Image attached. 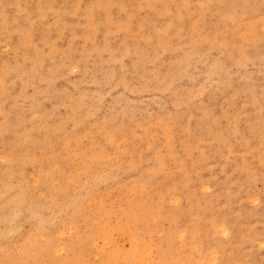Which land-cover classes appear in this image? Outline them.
I'll use <instances>...</instances> for the list:
<instances>
[{
    "label": "rangeland",
    "instance_id": "1",
    "mask_svg": "<svg viewBox=\"0 0 264 264\" xmlns=\"http://www.w3.org/2000/svg\"><path fill=\"white\" fill-rule=\"evenodd\" d=\"M0 264H264V0H0Z\"/></svg>",
    "mask_w": 264,
    "mask_h": 264
}]
</instances>
